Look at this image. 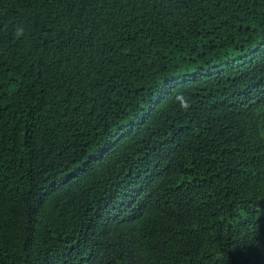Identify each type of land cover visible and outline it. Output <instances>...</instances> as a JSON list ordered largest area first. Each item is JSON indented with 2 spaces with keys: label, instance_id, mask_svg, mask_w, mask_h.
I'll list each match as a JSON object with an SVG mask.
<instances>
[{
  "label": "trees",
  "instance_id": "1",
  "mask_svg": "<svg viewBox=\"0 0 264 264\" xmlns=\"http://www.w3.org/2000/svg\"><path fill=\"white\" fill-rule=\"evenodd\" d=\"M0 264H264V0H0Z\"/></svg>",
  "mask_w": 264,
  "mask_h": 264
},
{
  "label": "clouds",
  "instance_id": "2",
  "mask_svg": "<svg viewBox=\"0 0 264 264\" xmlns=\"http://www.w3.org/2000/svg\"><path fill=\"white\" fill-rule=\"evenodd\" d=\"M23 35L24 29L22 27H17L15 31V36L19 38ZM175 100L178 102L180 109L183 111H188L192 106L190 98L186 96L183 92H177L175 94Z\"/></svg>",
  "mask_w": 264,
  "mask_h": 264
}]
</instances>
